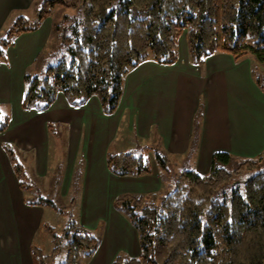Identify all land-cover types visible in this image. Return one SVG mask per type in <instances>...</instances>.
Instances as JSON below:
<instances>
[{"label": "crops", "instance_id": "1", "mask_svg": "<svg viewBox=\"0 0 264 264\" xmlns=\"http://www.w3.org/2000/svg\"><path fill=\"white\" fill-rule=\"evenodd\" d=\"M42 2L0 0V34L16 18L35 16ZM54 23L48 16L38 29L18 35L0 60V111L9 119L0 133V264H34L32 245L46 213L44 205L26 201L6 144L16 150L35 190L56 186L75 207L74 219L99 239L82 264H113L120 253L138 257V232L114 205L119 195L166 194L181 171L208 174L217 151L239 158L264 152V88L255 60L215 52L198 63L184 33L175 63L147 59L127 74L114 112H106L98 96L79 103L63 92L44 109L26 108V75L39 67L55 37ZM145 147L167 154L169 172L153 151L150 174L119 176L109 169L108 154Z\"/></svg>", "mask_w": 264, "mask_h": 264}, {"label": "trees", "instance_id": "2", "mask_svg": "<svg viewBox=\"0 0 264 264\" xmlns=\"http://www.w3.org/2000/svg\"><path fill=\"white\" fill-rule=\"evenodd\" d=\"M56 6L78 11L71 35L63 38L70 60L48 66L40 75H26V108L41 104L44 109L63 92L79 103L98 96L105 111L114 112L127 74L147 59L175 63L184 32L198 63L225 52L236 61L251 57L264 65V0H43L34 18L20 16L0 34V60L18 35L38 29ZM8 124L0 111V133ZM4 147L20 185L30 193L26 201L57 209L51 197L32 190L16 150ZM152 151L159 167L169 172L167 154L150 147L140 153L108 154L107 164L119 176L150 174ZM263 161L264 152L239 158L217 151L208 174L181 171L175 188L166 194L119 195L114 205L136 228L141 254L120 253L113 264H264V168L240 179ZM44 227L52 249L44 252L33 244L34 264H79L82 255L90 256L100 243L74 217L61 235Z\"/></svg>", "mask_w": 264, "mask_h": 264}, {"label": "rangeland", "instance_id": "3", "mask_svg": "<svg viewBox=\"0 0 264 264\" xmlns=\"http://www.w3.org/2000/svg\"><path fill=\"white\" fill-rule=\"evenodd\" d=\"M78 14L77 10H73L71 8H66L63 6H56L52 9L50 13V17L54 19V33L55 37L52 39L50 46L44 52L39 67L36 70H33L31 75H40L44 73V70L51 65L57 64L61 60H70V54L68 51V45L64 42L63 38L65 35H71V27L76 19ZM75 16V18H74ZM35 17V16H33ZM32 17V18H33ZM30 18V19H32ZM256 62V63H255ZM254 73L256 79L260 82V85L264 88V65L254 61ZM137 152V151H136ZM264 168V161L260 168L253 172H246L240 177L241 180L246 179L247 177L253 175L254 173L262 170ZM31 185L35 188L37 187L35 183H31ZM38 185V184H37ZM32 188V190H34ZM58 188L54 186L52 191H47L42 189V196L45 197L46 194H50L51 198L58 204V208H54L51 205H46V213L44 215V220L47 225L52 227L55 230V233L61 235L63 233V229L66 224L69 222L71 217L75 216V207L70 204L69 198L61 197L58 194ZM28 197H30V193H27ZM37 246L42 248L44 252H50L52 249L51 244V235L45 227L42 228L40 233H38L37 237ZM62 257H65V252L62 254ZM84 255H82L79 264H82V259ZM160 259H162L159 256Z\"/></svg>", "mask_w": 264, "mask_h": 264}]
</instances>
